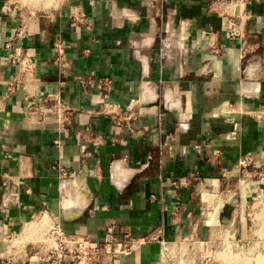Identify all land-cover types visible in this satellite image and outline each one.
<instances>
[{"label":"crops","instance_id":"0c3cea01","mask_svg":"<svg viewBox=\"0 0 264 264\" xmlns=\"http://www.w3.org/2000/svg\"><path fill=\"white\" fill-rule=\"evenodd\" d=\"M263 112L264 0H0V239L41 217L93 264L264 249ZM44 238L0 264H48Z\"/></svg>","mask_w":264,"mask_h":264},{"label":"built area","instance_id":"2783aa9c","mask_svg":"<svg viewBox=\"0 0 264 264\" xmlns=\"http://www.w3.org/2000/svg\"><path fill=\"white\" fill-rule=\"evenodd\" d=\"M58 105L55 106L54 112L59 114L61 112ZM61 172L66 176L63 170ZM46 236L51 246L47 258L48 264H93L103 255L106 248L105 245L88 238H71L61 226L53 223L46 231ZM106 243L107 248H111L112 242ZM202 247L205 246L202 244ZM163 248L166 252L169 251L164 245ZM130 249L128 247L127 252Z\"/></svg>","mask_w":264,"mask_h":264},{"label":"rangeland","instance_id":"374dc122","mask_svg":"<svg viewBox=\"0 0 264 264\" xmlns=\"http://www.w3.org/2000/svg\"><path fill=\"white\" fill-rule=\"evenodd\" d=\"M40 218L41 217L35 219V221H31V222L27 223V227L29 226L30 231H29V228H26V226H23L22 229L17 230V232L9 233V235L3 233L5 235L4 236L5 238L4 239L1 238L0 242L2 241L1 242L3 244L2 246H3V248H5V251L7 252V254H13V253L20 254L19 252H22V250L26 246V244H34V243H37V242H39L41 240H46L44 238V236H46L45 233L48 230V228L52 225V222L48 221L49 220L48 218L44 219V222H43L42 221L43 219L42 218L40 219ZM42 222H43V226L41 225ZM1 229H3L2 225H0V230ZM31 230H32V232H31ZM255 246H257V248ZM251 248H252V250H251ZM253 250H255V252ZM259 252L261 254H258ZM224 253L225 254H229V255H226L227 256L226 257V256H224L225 255ZM222 254L227 259L222 257L221 256ZM235 254H236V257H237V254H238V258L237 259L234 256ZM214 255H215V257L218 256V259H220L224 264H229V263L231 264V262H232V264H236V263L237 264H240V263L246 264V261L248 263L249 259L251 260V261H249L250 264H252L251 262H254V264H257V263H259V262L264 260L263 259L264 258V249H261V244L260 243H256V244H253V245H251L249 247L244 248L241 243L238 244V243L235 242L234 244H232V243L231 244H226V246H224V248L220 249L219 251H216V253H214ZM258 257H259V259H258ZM239 258H241L242 260H240ZM244 258H245L246 261H244ZM246 258L247 259L249 258V259L247 260ZM253 259H256V260H253ZM260 259H262V260H260ZM233 261H234V263H233Z\"/></svg>","mask_w":264,"mask_h":264},{"label":"bare ground","instance_id":"6f19581e","mask_svg":"<svg viewBox=\"0 0 264 264\" xmlns=\"http://www.w3.org/2000/svg\"><path fill=\"white\" fill-rule=\"evenodd\" d=\"M263 113H264V112H263ZM260 116H261V114H260ZM262 116H263V115H262ZM263 199H264V197H263ZM204 200H205V199H204ZM262 202H263V201H262ZM260 203H261V202H260ZM40 219H41V218H40ZM45 221H46V220H45ZM48 221H49V220H48ZM257 221H258V220H257ZM36 222H37V221H36ZM38 222H39V221H38ZM43 222H44V221H43ZM43 222L41 223L42 226H43ZM260 222H261V221H260ZM261 223H263V222H261ZM37 224H38V223H37ZM259 224H260V223H259ZM30 225H31V224H30ZM257 225H258V224H257ZM260 225H261V224H260ZM31 226H32V225H31ZM32 227H33V226H32ZM34 227H35V226H34ZM39 227H40V226H39ZM258 227H259V226H258ZM261 227H262V225L260 226V229H262ZM26 228H29V226L27 227V225H26ZM34 229H35V228H34ZM32 230H33V229H32ZM32 230H31V232H32ZM29 231H30V228H29ZM261 231H262V230H261ZM261 231H260V232H261ZM24 233H25V232H24ZM26 235H27V234H26ZM231 240H232V239H231ZM227 244H229V243H227ZM253 247H254V246H253ZM255 247L257 248V246H255ZM256 248H255V249H256ZM251 250H252V248H251ZM228 251H229V250H228ZM228 251H227V252H228ZM253 251L255 252V250H253ZM256 251H257V250H256ZM224 252H225V251H224ZM229 252H230V251H229ZM251 252H252V251H251ZM230 253H231V252H230ZM224 254H225V253H224ZM258 254H261V253L259 252ZM226 255H229V254H225L224 256H226ZM262 255H263V254H262ZM221 256L224 257L223 254H222ZM230 256H231V255H230ZM234 256H235L236 259L238 258V254H237V257H236V254H235ZM245 256H246V255H245ZM257 256H258V255H257ZM259 256H260V255H259ZM226 257H227V256H226ZM226 257H224V258L227 259ZM232 257H233V256H232ZM243 257H244V256H243ZM246 257H247V256H246ZM261 257H262V256H261ZM216 258L218 259V256H216ZM252 258H253V257H252ZM255 258H256V257H255ZM262 258H263V257H262ZM230 259H231V258H230ZM239 259L242 260L241 258H239ZM246 259H247V258H246ZM248 259H249V258H248ZM248 259H247V260H248ZM256 259H257V258H256ZM256 259H253V260H256ZM258 259H259V257H258ZM263 259H264V258H263ZM231 260H232V259H231ZM231 260H230V261H231ZM260 260H262V259H260ZM218 261H219V260H218ZM226 261H227V260H226ZM230 261H229V262H230ZM244 261H246L245 258H244ZM249 261H251V260H250V259L248 260V263L250 264ZM236 262H237V261H236ZM238 262H239V261H238ZM258 262H259V261H258ZM263 262H264V260L261 261V262H259V263H257V264H264ZM233 263H234V261H233ZM239 263H240V262H239ZM248 263H247V261H246V264H248ZM251 263L254 264V262H251ZM222 264H223V263H222ZM229 264H230V263H229ZM231 264H232V262H231ZM236 264H237V263H236ZM240 264H242V263H240ZM243 264H244V263H243Z\"/></svg>","mask_w":264,"mask_h":264}]
</instances>
